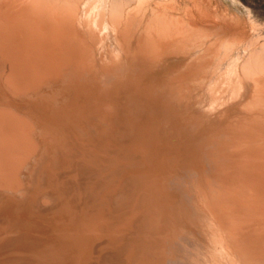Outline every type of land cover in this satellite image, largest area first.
I'll return each mask as SVG.
<instances>
[{
	"label": "bare ground",
	"instance_id": "obj_1",
	"mask_svg": "<svg viewBox=\"0 0 264 264\" xmlns=\"http://www.w3.org/2000/svg\"><path fill=\"white\" fill-rule=\"evenodd\" d=\"M186 2L178 12V0H0L1 101L39 109L55 124L47 135L59 143V150L35 158L38 125L0 107V187L53 210L56 223L52 241L29 253H8L0 264L24 256L35 264H89L102 219L82 218L89 193L79 187L80 175L96 182L101 158L113 162L109 152L119 145L143 157L128 171L144 206L141 233L130 239L131 262L169 264L177 237L191 231L207 241V247L200 241L207 264H264V38L246 40L239 20L205 0ZM110 30L116 48L105 45ZM239 31L243 35H235ZM239 47L246 52L231 59ZM204 89L209 111L180 118L174 102ZM239 101L244 114L223 122L225 106ZM92 114L113 126L99 131L102 120ZM117 127L134 142L117 143ZM67 164L77 167L73 182L58 169ZM51 171L58 178L49 177ZM183 171L193 172V185L181 190L190 204L171 183ZM51 194L55 204L45 207L52 199L44 196ZM174 200L186 228L162 221L168 215L175 220ZM1 225L0 248L19 230L8 220Z\"/></svg>",
	"mask_w": 264,
	"mask_h": 264
},
{
	"label": "rangeland",
	"instance_id": "obj_2",
	"mask_svg": "<svg viewBox=\"0 0 264 264\" xmlns=\"http://www.w3.org/2000/svg\"><path fill=\"white\" fill-rule=\"evenodd\" d=\"M186 1L188 0H178V12H181L188 4ZM205 4H211L213 8L219 7V10L227 12L229 17L232 16L236 21L239 20L241 23L239 22L240 24L238 27L245 31V39L247 37L251 39L254 34L256 35H254L253 38H264V0H205ZM82 7L84 9L89 6H85V4L82 3ZM238 34L241 35V31L235 35L239 36ZM109 44H111L112 48L117 47L115 35L111 30L105 42V45L108 46ZM102 51L103 46L97 49L98 55L101 54ZM239 51L246 52V50H243V47H239L232 52L231 59L235 57ZM227 64L226 62V64L221 67L218 66L216 71L222 73L227 67ZM55 84L57 87L61 85L60 82H56ZM245 85L249 89L253 88V82L249 79L245 80ZM52 91L53 89H49L48 92L51 93ZM69 94L70 98L68 103L71 104L74 99L75 89H70ZM1 100H3V98L0 95V107H9L19 115L33 120L36 125H38L37 141L39 149L34 155L35 158L41 156L43 153L47 152V150H59V143L47 135V131L52 129L51 127L55 128V124L52 123V125H50L39 109L28 110L18 103L5 105ZM21 100L25 101L27 99L21 98ZM174 107L175 110L180 113V118L182 119H190L192 116H197L200 112L209 111L211 101L208 89L195 92L193 95L192 93L188 94L181 102L175 101ZM222 113L223 122H227L238 115L244 114L243 101L227 104L225 109L222 110ZM90 118H98V115L92 114ZM205 118L208 120V114L205 115ZM98 119L102 120L101 124L96 125L99 131L111 124L110 119H103L101 117ZM114 131L121 137L117 143L129 144L134 142L133 139L123 136L124 132L122 127H117ZM138 140L142 142L140 139ZM85 147L86 145H81V150L85 149ZM122 147L124 146L119 145L110 150L109 154L113 158V162L110 161L111 159L101 158L103 163L98 168L100 175H97L96 182L88 184V181H83L84 175H80L82 180L79 187H82L81 189L83 191L85 190L87 194L89 193L87 198H84L85 201H88V207L85 209L84 213H81L82 218H90L97 214L98 217L102 219L98 228L99 234L94 244V251L88 260L89 264H134V262H131V259L128 258L129 251L131 247H133V244L130 243L132 242L130 239L134 235L139 236L141 233V230L138 229H140L141 226L143 216V211L141 210L144 206L139 203L141 201V191H133L131 189L132 179L134 178L128 171L129 169L137 167V162H140L143 157L139 153L127 152V150H123ZM39 160L40 158L36 159V162L38 163ZM29 165L30 164L27 163L23 168L24 172L22 175H29V170L27 169ZM37 167H41V164H38ZM64 167L63 169L58 168L61 169L62 179L73 182L71 176L77 172V167H73L71 164H67ZM192 176L193 172L183 171L178 179L180 182L176 181V179L171 182L174 189L180 191V200L186 204L191 203L190 197L185 193H181V190L185 191L188 185H193L194 179L191 181ZM49 177L58 178L57 174L53 171L50 172ZM29 187L28 184L25 189ZM10 192L8 188L0 187V235L5 233L6 230L5 226L1 225L3 221H10L14 229L19 230L14 240L7 242L0 248V259L5 257L8 253H29L32 250L43 247L46 243L52 241L51 234L54 232L56 226V223L51 219L53 210L42 211L38 207L35 208L30 203L29 198H23L21 196L11 197L8 194ZM53 196V194L44 196V198L52 199L45 207H51L55 204V198H53ZM176 204L177 206H175ZM178 204H180L178 200H174L173 205L170 207L171 210L175 211V220L168 215L164 217L162 221L165 224L174 223L177 225L178 223V227L186 228L187 225L184 223L182 216L176 213L179 209ZM82 205H86V203ZM203 214L204 213H198L196 215L201 223H205L206 221ZM132 225H134V230L131 233L130 226ZM199 228L202 232L203 228ZM200 241L207 247L206 239L199 240L191 231L182 232L174 243L176 257L169 261V264H207L203 246ZM24 257L26 258L24 261L16 264H35L31 262V260H29L30 258L27 256Z\"/></svg>",
	"mask_w": 264,
	"mask_h": 264
}]
</instances>
